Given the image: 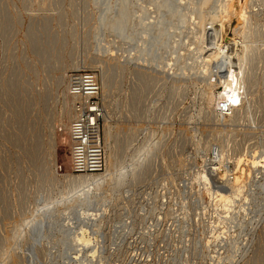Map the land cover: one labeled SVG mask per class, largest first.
I'll use <instances>...</instances> for the list:
<instances>
[{
  "label": "rangeland",
  "instance_id": "rangeland-1",
  "mask_svg": "<svg viewBox=\"0 0 264 264\" xmlns=\"http://www.w3.org/2000/svg\"><path fill=\"white\" fill-rule=\"evenodd\" d=\"M205 1L214 2L204 8L208 16L215 0ZM237 1L251 11L247 31L260 55L264 0ZM179 3L0 0V251H6L0 264H264V170L253 169V179H247L242 197L229 209L206 190L230 192L218 172L208 185L200 178L208 165L218 163L213 153L220 144L225 150L222 169L231 168V172L236 169V157L263 150L264 58L256 55L251 63L259 82L245 117L236 122L210 119L202 90L203 81L216 72V63L210 62L212 73H200L201 56L209 53L215 32L208 21L205 42L211 45L197 50L200 27L192 21L184 26L180 13L190 4ZM107 17L118 20L111 26ZM216 28L221 29L218 24ZM223 32L225 41L235 40L233 28L224 27ZM176 40L178 49L173 44ZM182 51L187 58L179 54ZM166 59L171 61L169 66ZM184 62L189 63L188 74L176 84L169 72ZM87 69L97 73L104 85L103 146L107 122L117 168L138 167L119 187L104 190L103 203L88 205L90 210H81L79 203L62 211L57 203L46 208L44 202L60 200L69 190L63 175L73 173L70 131L60 126L57 114L66 100L68 77ZM64 121L68 122L66 116ZM52 127L57 138L54 149ZM243 167L250 168L246 162ZM32 211L43 220H26ZM82 239L83 247L77 242Z\"/></svg>",
  "mask_w": 264,
  "mask_h": 264
},
{
  "label": "bare ground",
  "instance_id": "bare-ground-1",
  "mask_svg": "<svg viewBox=\"0 0 264 264\" xmlns=\"http://www.w3.org/2000/svg\"><path fill=\"white\" fill-rule=\"evenodd\" d=\"M179 1V0H178ZM263 1V0H262ZM155 2V1H154ZM195 2V3H194ZM211 3H214L212 1H210ZM210 2H207L205 0H189L187 2V0H180V5L181 6H185L186 3H189V7L188 10L181 12V17L180 20L183 22L184 26L185 24L188 25V23H190L192 21L193 24H197L198 27H200V36H199V41L198 43V49L200 52L204 51V49L207 48L206 43L205 42V29H206V24L209 21L210 26L213 29V32H215V40L214 44L209 47V53L207 52V55L205 53L202 54L201 58L203 61V65H202V69H201V74H205V76H207L210 72H211V65L210 62H215L216 63V72L212 73L211 75L209 74V77L203 81L206 82L205 86L202 90V95L203 98L205 100V103L207 104V109L205 107L207 116H209V118H213L216 120H221L222 119L224 121H239L240 119H242L243 117H245V113L247 112V109L250 110V107L252 105V101L254 99L255 96V86L258 85L259 82V77L258 74L253 71L254 67L252 68L251 63H253V61L255 60V57L257 55L256 53V47L254 46L255 43V38L252 36V34L250 33V30L247 31V28H249V21L251 19V16L248 13H251V11L247 10V6H245L246 4H238L237 0H215V4H214V8L212 11L208 12L209 14H207L208 16H206L204 8L210 4ZM129 3V2H128ZM157 3V2H156ZM245 3V2H244ZM124 4V2H123ZM153 5V4H152ZM151 5V6H152ZM147 6V5H145ZM261 7V6H260ZM142 8V7H141ZM149 8V7H147ZM153 8V7H152ZM255 8V7H254ZM117 9V7H116ZM151 9V8H150ZM149 9V10H150ZM155 9V8H154ZM212 9V8H210ZM253 9V8H252ZM148 10V9H146ZM183 10V8H182ZM185 10V9H184ZM122 11V10H121ZM153 11V10H152ZM150 12V11H149ZM160 12V11H159ZM118 14V13H117ZM157 15V14H156ZM255 15V14H254ZM130 16V15H129ZM177 17V16H176ZM108 18V17H107ZM115 17H109L108 19H110L109 24L111 26H113L116 22V20L118 19H114ZM134 18V17H133ZM156 18V17H155ZM149 19V18H148ZM165 19V18H164ZM177 19V18H176ZM111 20H113V22H111ZM163 20V19H162ZM166 20V19H165ZM174 20V19H172ZM153 21V20H152ZM175 21V20H174ZM173 23V21H171ZM251 22V21H250ZM164 25V22H162ZM166 23V22H165ZM169 23V22H168ZM175 23V22H174ZM107 24V23H106ZM167 24V23H166ZM220 25L221 29L218 30L216 26ZM191 24H189L190 26ZM157 26V24H156ZM155 26V27H156ZM196 26V25H195ZM210 26H208L210 28ZM136 27V26H135ZM193 27V26H192ZM191 27V28H192ZM197 27V26H196ZM197 27V28H198ZM224 27H231L234 30V37L235 40H226L225 41V33L223 32V28ZM104 28V27H103ZM164 29H166V26L163 27ZM190 28V27H189ZM195 27H193L194 29ZM195 28V29H197ZM216 28V29H215ZM185 29V28H184ZM192 29V30H193ZM168 30V29H167ZM225 30V29H224ZM228 30V29H227ZM261 30V29H260ZM164 31V30H163ZM186 31V30H185ZM209 31V30H208ZM211 31V30H210ZM110 32V31H109ZM108 32V35H109ZM112 32V31H111ZM167 32V31H166ZM165 32V33H166ZM207 32V31H206ZM198 33V34H199ZM111 34V33H110ZM168 34V33H166ZM189 34V33H188ZM164 36H166L165 34H163ZM191 35V34H190ZM192 35H194L192 33ZM196 35V34H195ZM194 35V36H195ZM113 36V35H112ZM197 36V35H196ZM192 37V36H189ZM140 38V36H139ZM162 38V37H161ZM169 38V37H168ZM193 38V37H192ZM195 38V37H194ZM110 39V38H108ZM167 39V37H166ZM173 39V38H172ZM186 39V37H185ZM197 39V38H196ZM195 39V40H196ZM209 39V38H208ZM234 39V38H232ZM165 40V39H164ZM187 40V39H186ZM193 40V41H195ZM207 40V39H206ZM212 40V41H213ZM156 41V40H155ZM197 41V40H196ZM162 43L164 42L163 39L161 41ZM167 42V41H166ZM165 42V43H166ZM170 42V41H169ZM178 42L179 40H176L175 42H173V44H175V48L178 46ZM187 42V41H186ZM191 42V41H190ZM225 42V43H224ZM114 43V42H113ZM183 43V42H182ZM208 43L211 45V42L208 41ZM207 43V45H208ZM164 44V43H163ZM169 44V43H167ZM195 44V43H194ZM159 45V44H158ZM181 45V44H180ZM262 45V44H261ZM108 47V46H107ZM133 47V46H132ZM171 50H173V45H171ZM110 48V47H109ZM116 48V47H115ZM191 48V46L189 47V49ZM196 48V47H195ZM194 48V50H195ZM117 49V48H116ZM119 49V46H118ZM178 49V47H177ZM181 48H179L180 50ZM188 49V47H187ZM184 50V49H183ZM174 51V50H173ZM192 51V50H191ZM179 52V51H178ZM194 52V51H192ZM198 52V51H197ZM199 52V53H200ZM164 54V53H163ZM173 54V53H172ZM182 57H186V53L180 52L179 53ZM189 54V52H188ZM192 54V53H191ZM195 54V53H194ZM194 54L192 55L193 57L191 58H195ZM263 54V55H262ZM259 56L258 58L262 59L264 58V51L263 53ZM168 55V54H167ZM178 55V54H177ZM196 55V54H195ZM198 55V53H197ZM200 55V54H199ZM191 56V55H190ZM188 55V59H190V57ZM166 57V56H165ZM178 58V57H177ZM187 58V57H186ZM197 58V57H196ZM257 58V57H256ZM157 59V58H156ZM163 60V59H162ZM167 60V59H166ZM187 60V59H186ZM196 60V59H195ZM200 61V59H198ZM198 60L196 62H198ZM263 60V59H262ZM164 61V60H163ZM162 61V62H163ZM192 61V59H191ZM157 62V61H156ZM169 62H171L170 60L166 61V66H169ZM178 62V61H177ZM181 62V61H180ZM183 62V61H182ZM190 62V61H187ZM159 63V62H158ZM193 63V61H192ZM199 63V62H198ZM201 63V61H200ZM258 63V62H257ZM174 64V63H173ZM173 64L171 66H173ZM182 64V63H181ZM189 64V63H188ZM187 64V65H188ZM194 64V63H193ZM263 64V63H262ZM89 65V64H88ZM186 63L184 62V64L179 67L178 69H173L170 70L169 73H173L172 75V80H174L177 84V82L181 83L182 81H184L182 79V77L184 76V74H188L185 71L187 69H189ZM197 65V64H195ZM257 65V64H255ZM78 66V65H76ZM75 66V67H76ZM158 66V65H157ZM163 66V65H162ZM164 66V67H166ZM201 66V65H200ZM209 66V67H208ZM197 68V67H194ZM193 69V68H192ZM257 69V68H256ZM255 69V70H256ZM163 70V69H162ZM174 70V71H173ZM177 70V71H175ZM169 71V70H168ZM179 71V72H178ZM193 71V70H192ZM196 71V69H195ZM210 71V72H209ZM213 71V70H212ZM162 73V72H161ZM165 73V72H164ZM163 73V74H164ZM193 73V72H191ZM190 73V74H191ZM198 73V72H197ZM166 74V73H165ZM189 74V75H190ZM148 75V74H147ZM192 75V74H191ZM190 75V76H191ZM194 75V74H193ZM196 75V74H195ZM194 75V78H195ZM199 75V77H201ZM104 76V75H103ZM153 76V75H152ZM168 76V75H166ZM171 76V74H170ZM189 76V77H190ZM204 76V77H205ZM213 76H215L213 78ZM63 78H61V82L60 79L58 80L61 84L63 82ZM72 78V75L68 77V85H67V90H69V86H70V80ZM184 78V77H183ZM186 78V77H185ZM184 78V79H185ZM189 79V78H188ZM205 79V78H204ZM145 80V79H144ZM166 80V79H165ZM194 80V79H193ZM196 80H199L196 79ZM168 81V80H167ZM146 82V81H145ZM202 82V83H203ZM60 83H58L60 85ZM102 84V83H101ZM143 84V83H142ZM145 85V84H144ZM159 86V85H158ZM104 87V85H103ZM169 87V85H168ZM171 87V86H170ZM218 87H221L222 89L218 90ZM158 90V89H157ZM168 90V89H167ZM173 90V89H172ZM180 91V90H179ZM110 92V91H109ZM173 92V91H172ZM160 94V93H159ZM69 91H65V96H66V100L61 108V110L58 112L57 114V118L59 119V123L60 126H62L63 128L66 127L69 129L71 128V122L73 120L74 117V112H73V108H72V104H70V99L71 96L69 95ZM11 96V95H10ZM68 97H70L68 99ZM173 97V96H172ZM256 98V97H255ZM170 99V98H169ZM179 99V98H178ZM176 101V100H175ZM181 102V101H180ZM239 102V103H238ZM204 103V102H203ZM249 104L248 108L246 107V104ZM173 104V103H172ZM177 105V104H176ZM175 105V106H176ZM260 105V104H259ZM165 106V105H164ZM167 106V105H166ZM262 106V105H261ZM173 107V106H172ZM176 108V107H175ZM173 109V108H172ZM255 109V107H254ZM104 110V109H103ZM170 110V109H169ZM257 110V109H256ZM255 110V112H256ZM107 111V110H106ZM245 111V112H244ZM17 112V111H16ZM259 112V111H258ZM253 113V112H252ZM103 115L106 117V112L105 110L103 111ZM184 115V114H183ZM258 115V114H257ZM67 117L68 122L65 123L64 121V117ZM251 116V115H250ZM249 116V118H250ZM253 117V116H252ZM255 117V116H254ZM222 118V119H221ZM248 118V119H249ZM257 118V117H256ZM253 119V118H252ZM255 120V119H254ZM211 121V120H210ZM245 122V121H244ZM254 122V121H253ZM252 124V123H251ZM233 125V124H232ZM25 126V125H24ZM111 126L106 122L105 125V157H106V169L104 171L101 172H93V173H84V174H78L75 173L73 170V173H65L63 176L65 178H67L69 180V190L67 192L64 193L65 196H63L60 200L59 199H55V200H47L46 202H44L43 206L48 208L50 205H53L54 203H57L58 206L60 207V211H62V208L67 207V206H73L76 203H79L80 205H78V207H81V210H90L87 206L88 205H96L98 204L100 201L102 202L101 198L103 199V191L107 190V189H111L110 187H119L121 184H123L127 178V175L131 172H134L136 170V168L138 167V164H132V167L130 168V170H124V167L120 166L119 169L117 168L115 162L116 159L114 161V153L112 150V145L110 142V139L112 138V131H111ZM224 127V126H223ZM57 128V127H56ZM58 130V129H57ZM234 130V129H233ZM159 131V130H158ZM181 131V130H180ZM217 131V130H216ZM223 133V132H222ZM252 133V132H251ZM242 136V135H241ZM254 136V135H253ZM18 137V136H17ZM180 137V136H179ZM233 138V137H232ZM248 138V137H247ZM246 140V139H245ZM70 142H71V133H70ZM50 143H51V148H55L56 147V143H57V138H56V134H55V129L54 127H52L51 133H50ZM220 143V142H219ZM164 144V143H163ZM212 144V143H211ZM217 144V143H216ZM155 143L152 145V148L154 147ZM215 145V144H214ZM218 145V144H217ZM212 146V145H211ZM215 147V146H214ZM35 148V147H34ZM263 148V147H262ZM202 149V148H201ZM205 149V148H204ZM212 149V148H211ZM173 150V149H172ZM214 150V149H213ZM179 151V150H178ZM224 146L222 144H220L219 146H217L215 148V157L218 159V163H216L215 165H213L212 168H209L207 166L208 169L203 170V172L201 173V179H203L206 184L208 185L210 183L211 177L212 179L215 178V172H218V175H220L219 177L225 181L226 183H228L230 185V192H228V190H223L221 188H218L216 190H213L210 187H207V191L211 192L212 194H214L216 196V198H218V200L224 202V205L229 209L231 208L234 203H236V200L241 196L242 197V193H243V187L246 185V181L248 178H250L253 169H255V171H258L259 173H262V170H264V148L263 150L261 149V151L256 152V149L252 150V153H250V156L247 155H242L236 157V169L232 170V172L230 171V169L226 168L225 170L222 169V163H223V157H224ZM248 152H251V150H249ZM181 154V153H180ZM186 154H188L186 152ZM186 154H184L185 156H187ZM211 154V152H210ZM175 156V155H173ZM214 156V155H212ZM179 157V155H178ZM184 157V156H183ZM16 159V158H15ZM180 159V158H179ZM182 159V158H181ZM212 159V158H211ZM215 159V158H214ZM185 160V159H184ZM183 160V161H184ZM207 160V159H206ZM54 161V160H53ZM150 161V160H149ZM187 161V159H186ZM189 161V160H188ZM191 161V160H190ZM211 161V160H210ZM246 162V164H248V167L250 168H244L243 167V163ZM189 163V162H188ZM194 163V162H193ZM206 163V162H205ZM213 163V162H212ZM203 164V163H202ZM210 164V163H208ZM229 164V163H228ZM184 165V164H183ZM186 165V164H185ZM190 165V163H189ZM207 165V164H206ZM226 165V164H224ZM223 165V166H224ZM231 165V164H230ZM59 166V165H58ZM182 166V163H181ZM180 166V167H181ZM192 166V165H191ZM193 167V166H192ZM231 167V166H230ZM206 168V167H205ZM235 168V167H234ZM74 169V167H73ZM58 170V169H57ZM124 170V171H123ZM60 171V170H59ZM143 172V171H142ZM230 172V173H229ZM229 173V174H228ZM58 174V172H57ZM60 174V173H59ZM181 175V173H180ZM217 175V176H218ZM253 175V174H252ZM259 175V174H258ZM252 177V176H251ZM218 178V179H220ZM217 179V178H216ZM217 179V180H218ZM253 179V177H252ZM256 179V178H255ZM185 182V181H184ZM218 183V182H217ZM216 183V184H217ZM189 184V183H188ZM215 184V182H214ZM221 184V183H220ZM224 184V183H223ZM258 184V183H257ZM228 185V186H229ZM256 184H254L255 186ZM182 186V185H181ZM253 186V185H252ZM24 187V186H23ZM185 189L186 187L183 186ZM188 187V186H187ZM221 187V186H220ZM19 188V187H18ZM226 188V186H225ZM248 188V187H247ZM261 188H263V185L261 186ZM167 189V188H166ZM184 189V190H185ZM183 190V188H182ZM183 190V191H184ZM189 190V189H188ZM111 191V190H110ZM43 192V191H42ZM182 192V191H181ZM187 192V191H186ZM256 192V191H253ZM47 193V192H46ZM106 193V192H105ZM185 193V192H184ZM189 194V192H187ZM252 193V192H251ZM185 195V194H184ZM187 195V194H186ZM188 196V195H187ZM194 196V195H193ZM251 196V195H250ZM249 196V197H250ZM185 197V196H184ZM183 197V198H184ZM248 197V196H247ZM248 197V199H249ZM39 198V197H38ZM106 198V197H105ZM192 198V197H190ZM195 198V197H194ZM211 198V197H210ZM68 199V203H64V200ZM243 199V198H242ZM247 199V198H246ZM43 200V199H42ZM106 200V199H105ZM250 200V199H249ZM249 200H244L245 202L249 201ZM104 201V200H103ZM107 201V200H106ZM197 201V200H196ZM103 203V202H102ZM101 203V204H102ZM176 203V202H175ZM186 203V202H185ZM62 204V205H61ZM68 204V205H67ZM183 204V203H182ZM193 204V203H192ZM233 204V205H232ZM66 205V206H64ZM76 205V206H77ZM104 205V204H103ZM195 205V204H194ZM211 205V204H210ZM244 205V204H243ZM48 206V207H47ZM56 206V205H55ZM101 206V205H100ZM199 206V204H198ZM197 206V207H198ZM38 207V206H37ZM40 207V206H39ZM52 207V206H51ZM74 207V206H73ZM95 207V206H94ZM219 207V205H218ZM243 207V206H241ZM239 207V208H241ZM41 208V207H40ZM40 208H35L34 211L40 212L43 210ZM53 208H55L53 206ZM63 208V209H64ZM71 208V207H70ZM76 208V207H75ZM182 208V207H181ZM192 208V207H191ZM195 208V207H194ZM57 209V208H56ZM66 209V208H65ZM64 209V210H65ZM72 209V208H71ZM92 209V208H91ZM95 209V208H94ZM185 209V208H184ZM189 209V207H188ZM193 209V208H192ZM226 209V208H225ZM242 209V208H241ZM55 210V209H54ZM59 210V209H58ZM75 210V209H74ZM93 210V209H92ZM96 210V209H95ZM99 210V209H98ZM103 210V209H100ZM99 210V211H100ZM195 210V209H194ZM244 210V209H243ZM34 211H32L31 213H29V215L26 217V220H28L29 218L31 222L37 217H40L39 219H41L40 213L36 214ZM78 211V210H77ZM181 211V209H180ZM228 211V210H227ZM193 212V211H192ZM229 212V211H228ZM245 212V211H244ZM247 212V211H246ZM47 213V212H46ZM51 213V212H49ZM54 213V212H53ZM36 214V215H35ZM72 214V213H71ZM227 214V213H226ZM42 215V213H41ZM45 215V214H44ZM223 215V214H222ZM229 215V214H228ZM61 216V215H60ZM226 217V216H225ZM183 218V217H182ZM228 218V216H227ZM35 219V221H36ZM49 219V218H48ZM43 220V219H41ZM40 220V222H41ZM25 221V220H24ZM29 221V220H28ZM34 221V222H35ZM38 221V219H37ZM27 222V221H26ZM49 222V221H48ZM33 223V222H32ZM36 223V222H35ZM40 224V223H39ZM49 224V223H48ZM30 225V224H29ZM37 225V224H36ZM65 227V225H64ZM30 228V227H29ZM35 228V227H34ZM92 229V228H91ZM29 230V229H28ZM32 230V229H31ZM21 231V230H20ZM30 232V231H29ZM38 232V231H37ZM17 233V232H16ZM36 233V232H35ZM34 233V234H35ZM95 233V232H94ZM23 234V233H22ZM87 234H91V232L88 231ZM42 235V234H41ZM94 235V234H93ZM224 235V234H223ZM23 236V235H22ZM37 236V235H36ZM20 237V236H19ZM23 238V237H22ZM85 238V237H84ZM16 239V238H15ZM88 240V242L85 243H89V239L86 238ZM95 241H98L96 238H94ZM78 243H80V246H84L83 243V239L77 241ZM97 243V242H96ZM12 244V243H11ZM38 245V244H37ZM79 245V244H78ZM95 247V246H94ZM18 248V247H17ZM32 248V247H31ZM20 249V248H19ZM28 249V248H27ZM94 249V248H92ZM19 251V250H18ZM96 251V250H95ZM29 252V251H28ZM6 253V251H4V249L2 251H0V257L3 258V255ZM95 253V252H94ZM96 254L92 253V258H95ZM86 257V256H85ZM77 258V257H76ZM78 259V258H77ZM85 259V258H84ZM87 259V258H86ZM79 260V259H78ZM88 260V259H87ZM91 260V258H90ZM1 261V260H0ZM87 262V261H85ZM89 262V261H88ZM39 264V263H38ZM90 264V263H89Z\"/></svg>",
  "mask_w": 264,
  "mask_h": 264
},
{
  "label": "built area",
  "instance_id": "built-area-1",
  "mask_svg": "<svg viewBox=\"0 0 264 264\" xmlns=\"http://www.w3.org/2000/svg\"><path fill=\"white\" fill-rule=\"evenodd\" d=\"M68 91L74 112L70 128L73 170L78 174L101 172L106 167L100 128L104 103L97 73L87 69L72 75Z\"/></svg>",
  "mask_w": 264,
  "mask_h": 264
}]
</instances>
